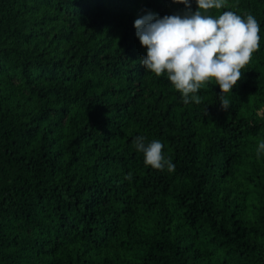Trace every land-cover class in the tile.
I'll return each instance as SVG.
<instances>
[{
    "label": "trees",
    "instance_id": "obj_1",
    "mask_svg": "<svg viewBox=\"0 0 264 264\" xmlns=\"http://www.w3.org/2000/svg\"><path fill=\"white\" fill-rule=\"evenodd\" d=\"M185 10L0 0V264H264V0L206 13L260 25L228 110L214 80L184 104L140 63L135 19ZM137 136L175 171L146 166Z\"/></svg>",
    "mask_w": 264,
    "mask_h": 264
},
{
    "label": "clouds",
    "instance_id": "obj_2",
    "mask_svg": "<svg viewBox=\"0 0 264 264\" xmlns=\"http://www.w3.org/2000/svg\"><path fill=\"white\" fill-rule=\"evenodd\" d=\"M185 5L183 15L159 17L148 12L135 19L136 36L147 54L140 58L146 71L157 77L166 73L174 88L181 93L184 104H200L198 91L206 83L215 81L220 87V105L230 108L226 94L242 77L241 70L251 61L260 47V25L253 15L246 17L228 10L218 17L206 14L210 9L227 6V0H195L197 10L192 11L191 0H173ZM134 147L143 153L144 164L153 169L175 171L171 158L163 154L159 140L146 143L145 136L135 137ZM264 153V141L259 142L257 156ZM131 172L125 179L131 182Z\"/></svg>",
    "mask_w": 264,
    "mask_h": 264
}]
</instances>
